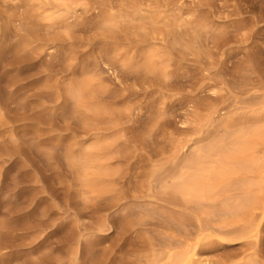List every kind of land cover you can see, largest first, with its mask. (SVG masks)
<instances>
[{
	"label": "rangeland",
	"instance_id": "1",
	"mask_svg": "<svg viewBox=\"0 0 264 264\" xmlns=\"http://www.w3.org/2000/svg\"><path fill=\"white\" fill-rule=\"evenodd\" d=\"M248 65L264 0H0V264H154L170 239L264 264V217L214 226L158 179L235 118Z\"/></svg>",
	"mask_w": 264,
	"mask_h": 264
},
{
	"label": "bare ground",
	"instance_id": "2",
	"mask_svg": "<svg viewBox=\"0 0 264 264\" xmlns=\"http://www.w3.org/2000/svg\"><path fill=\"white\" fill-rule=\"evenodd\" d=\"M112 14L105 16H109V19L111 16L110 21L117 22V20L114 21V14ZM119 18L121 19L120 16ZM119 18L116 17V19ZM108 23L109 21L106 24ZM111 26L115 27L113 24ZM161 55L158 57L160 58ZM159 69L161 71L162 68ZM255 71L252 65L240 67L243 77L239 82L235 118L225 123L222 121L220 131L216 129L217 134L214 131L213 136H211L213 133L210 136L206 134V139L210 138V141L197 145V148L195 147L196 149H192L191 152L189 150L190 155L186 152L188 157L179 158L182 159L181 161H176L174 158L176 162L173 167L170 169L169 166L168 172H162L158 174L159 177L156 176L160 179L161 187L174 194L173 202H171L174 203L173 205L187 207V210L191 209L196 215L205 216L213 222L214 226H218L221 220L223 223L230 220L231 226L241 224L243 229L239 230H246L248 234L252 233L249 230L252 231L256 227V222L264 217V76L258 75L256 79L244 77L248 73L255 74ZM243 96H249V98L242 99ZM211 116L212 114H209L210 118ZM212 118L210 119L212 121H207L208 124L213 122ZM205 119L208 117L205 116ZM181 144L177 147L178 149ZM218 220L220 222H217ZM241 232L243 231H240V234ZM170 240L164 244V254L157 255V258L155 255L154 264H159L163 260L166 261L164 264H191L192 256L196 255L191 246L195 247V245L189 246L186 239Z\"/></svg>",
	"mask_w": 264,
	"mask_h": 264
}]
</instances>
